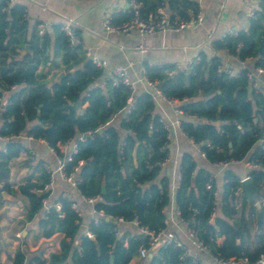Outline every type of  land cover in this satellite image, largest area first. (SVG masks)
I'll list each match as a JSON object with an SVG mask.
<instances>
[{
  "label": "trees",
  "instance_id": "16d2710c",
  "mask_svg": "<svg viewBox=\"0 0 264 264\" xmlns=\"http://www.w3.org/2000/svg\"><path fill=\"white\" fill-rule=\"evenodd\" d=\"M136 1L146 16L155 13L163 0ZM197 8L198 4L187 1L181 17H186L188 9ZM128 19L129 15H121L113 24ZM249 19L246 32L226 35L213 42L212 49L223 51L241 63L252 61L251 69L244 68L237 76L225 74L218 70L221 64L218 57L200 52L199 63L188 72H176L169 67H146L145 71L149 80H157L164 96L184 102L179 129L204 153L206 163L258 166L249 168L246 177L261 191L264 190V94L253 88L250 75H254L256 68H264V52H259L264 42V0ZM39 25H30L22 3L0 0V137L9 139L0 148V203L3 193L14 194L9 185V164L24 149L21 135L35 142L44 141L56 157L63 159L66 175H75L76 169L80 170L76 190L85 199H96L94 211L103 217L121 218L128 225H112L100 219L81 231V218L72 208L73 202L58 196L48 212L37 217L34 238L48 239L60 233L61 251L51 254L48 261L35 254L28 264H129L140 247L149 249L147 239L137 235L136 230L157 232L165 227L163 210L170 202V179L161 175L156 163L168 158L167 132L149 94L133 92L124 86L113 87L109 78L101 86L103 70L92 64L76 41L70 43L61 24L51 26L41 35ZM25 45L29 46V53L21 56ZM61 67L64 76L58 82H48L49 72ZM169 72L175 73L169 77ZM129 97L134 100V108L125 119L121 118L118 126H110L109 122L124 110ZM77 133L84 136L83 141L76 139ZM70 142L76 148L67 159L60 147ZM178 168L180 180L173 201L186 227L196 233L212 256L224 260L245 257L250 263L255 262L264 252V230L260 229L257 236L260 245L256 249L249 251L243 241L237 243L236 233L239 237L241 227L248 229L250 225L243 218L241 225L231 220L236 214V201L241 200L242 209L247 206L243 193L241 198L234 195L237 190L242 191L236 172L229 168L221 172V217L212 218L216 188L210 173L199 168L188 153L180 156ZM42 173L41 184L28 178L18 187L20 195L28 201L29 222L48 199V191L36 192L50 182V174ZM251 211L255 212V208ZM254 216L256 222L258 218ZM117 229L121 231L119 237ZM86 232L92 237H86ZM218 238H223L221 243ZM151 254V258L138 264H191L189 258L179 260L184 250L173 245ZM10 261L25 264V256L17 251Z\"/></svg>",
  "mask_w": 264,
  "mask_h": 264
},
{
  "label": "crops",
  "instance_id": "0c3cea01",
  "mask_svg": "<svg viewBox=\"0 0 264 264\" xmlns=\"http://www.w3.org/2000/svg\"><path fill=\"white\" fill-rule=\"evenodd\" d=\"M17 1L26 6V18L30 21V25L40 24L38 29H50L53 25L62 24L66 19L73 21L72 27L76 33L75 41L76 44H79L82 53L86 57L87 54H90L106 62V67L102 69L103 75L99 82L101 86H104V82L110 77V72L114 68H122L126 77L133 82L136 92H143L146 89L143 82L146 67H169L176 72H188L184 65L185 61L194 59L200 52H204L209 57H218L221 68L228 69L233 76L244 68L251 69L253 67L252 61L241 63L223 51L215 52L212 49V43L221 40L226 35L246 32L249 28L250 20L248 13L257 11L262 0H205L200 4V10L203 15V22L200 25L179 33H154L147 36H140L135 32L114 35L105 32L103 29L104 21L110 20L113 24V21H117L121 18V15H125L123 12L128 9L127 0ZM187 1L191 0H163L158 10H162L172 19H181V12L183 11L181 9L186 6ZM56 71L52 69L49 72L47 75L48 82ZM60 73H64V71H58L54 82H56V77ZM251 84L255 90L264 94V75L254 77ZM160 106L165 114L169 116V119L174 118L167 106H164V104H160ZM85 107L86 105H83L82 109H85ZM156 111L158 116L163 118L159 109L156 108ZM122 116L123 111L113 117L109 125L118 126ZM21 139L24 140V149L20 152L19 157L12 160L9 164V185L13 189L14 194L10 196V200H3L0 203V264H11L10 260L13 259L17 251H21L24 254L25 264H28L31 257L35 255L33 253L41 255L46 261L49 260L51 254L60 253L59 244L63 239L62 234L56 233L48 239H34L37 217L44 215L45 210L49 208L58 196L68 197L75 204L76 211L81 218V231H85L90 222L99 221L103 217L101 213L94 211L93 204L90 205L84 201L72 184L60 178L57 173L56 158L44 143ZM5 143V141H0V148H3ZM73 144L74 142H70L63 147L67 151L66 157L71 153ZM167 150L168 164L162 169L161 175L169 176L170 198L174 199V192L177 187L176 181L180 156L183 153H188L194 157L199 168H203L210 173L211 180L215 184L216 194L220 199L223 185L221 172L224 170L206 163L199 154L198 146L194 145L190 139L182 134L179 127L174 128L170 132ZM29 151L31 155L28 153ZM133 165L136 166L135 160ZM228 168L236 172L241 180L246 178L247 170L249 169L244 163H234ZM42 171L50 174V182L46 185L48 186L47 190L49 189L48 199L44 202L41 212L32 219V221H35V227L31 226L32 221L29 222L26 219L23 228L25 231L20 232V235H24L26 238L29 236L28 241H32L31 245L27 246V242H25L23 252L20 248H17L16 242L10 240L13 245H16L13 248V252L10 253L6 249L10 245L4 242L1 235L2 229H6L8 226L16 229L15 220L27 218L29 208L28 201L20 195L18 187L28 178L33 183L41 184ZM79 171V169H76L75 178H77ZM245 197L247 206L242 209L241 200L236 201L234 204L236 214L231 220L239 224L243 218L250 225L248 229L241 227L242 230L237 240L239 243L243 241L246 248L251 251L260 245L256 242L258 241L256 239L257 235H254V232L251 233L252 223L250 224V221H255V214L259 220L258 210L255 207V204H259L260 219L263 216L261 224L264 222V192L258 190L254 194L253 200H249L246 195ZM260 198L263 199L260 200ZM251 208H255V212H252ZM220 212L219 205L214 217H221ZM14 214L16 216H13ZM258 220H256V227L260 230L261 224L258 227ZM17 223L21 222L18 221ZM262 229L264 230V227ZM170 230L172 229L170 228ZM177 231L175 230L173 233L177 235ZM3 234L5 235L6 233ZM14 235H11V237ZM55 239L56 242H54ZM222 240L223 238H218L217 242L221 243ZM136 260L141 261L138 258H133L129 264H135Z\"/></svg>",
  "mask_w": 264,
  "mask_h": 264
},
{
  "label": "built area",
  "instance_id": "2783aa9c",
  "mask_svg": "<svg viewBox=\"0 0 264 264\" xmlns=\"http://www.w3.org/2000/svg\"><path fill=\"white\" fill-rule=\"evenodd\" d=\"M198 4V8L196 10L188 9L186 11V17L181 19H172L164 13L162 10H157L155 13L147 14L146 16L142 15V6L136 1V0H127L128 9L124 11V14L129 15V19L121 24L114 25L111 23L110 20H106L103 22V29L105 32L109 34L114 35H122L126 33L135 32L140 36H147L152 35L154 33H179L182 31L193 29L194 27L200 25L203 22V15L200 10V4L205 0H191ZM254 11H250L248 13L249 18L253 17ZM73 21L66 19L65 22L61 24L62 31L64 35L69 39L71 44L75 43V36H74V30L72 27ZM38 34L41 35L44 30L38 29ZM235 35V33L230 34ZM87 57L90 59L93 65H95L98 68H105L106 62L91 56L90 54H87ZM200 61V58L196 56L194 59L186 60L184 65L187 69V71L191 70L194 66H196ZM153 67V66H149ZM219 72H223L225 74L232 75L231 72L226 68H221V66L218 67ZM173 72L167 73L169 77L173 76ZM264 74V68L258 67L255 69L254 75H250V78L253 79L256 76H260ZM238 74L234 75L237 76ZM233 76V75H232ZM109 80L111 81V85L113 87L118 86H124L126 88L131 89L133 92L135 91V87L133 82H131L125 74L124 69L122 68H114L110 72ZM143 82L145 86L144 92L149 94L154 103L155 107L159 109V112L162 113L163 118L159 117L160 122L163 125V128L167 132V139L170 138V132L180 126L181 119L184 117V112L181 108V105L184 104V102H179L177 100L168 98L162 94L160 89L158 88V82L157 80H149L146 77V71H144L143 75ZM160 104H164V106H167L171 114L173 115V119H169V116L165 114V112L161 109ZM134 108V100L132 97H129L126 100V107L123 110V116L122 118L125 119L126 116L131 112V110ZM2 110V108L0 109ZM21 138L26 140H32L31 138H26L24 135H21ZM8 138H1L0 141L7 142ZM79 141L84 140V136H79L77 138ZM41 143H44L46 146L47 144L44 141H39ZM205 147H209V144H204ZM65 147V146H64ZM73 149L71 153H75V144H73ZM48 150L54 154L56 158V166H57V173L59 174L60 178L75 186L77 182L79 181L78 178H73L71 175H66L64 173L65 163L63 159L56 157L53 149L49 148L47 146ZM62 150V146L60 147ZM64 150V149H63ZM31 155V152H28ZM200 156L205 160L204 153L201 152L199 149ZM70 156L67 157L69 159ZM168 164V158L162 162L156 163V166L163 169ZM231 164L234 163H226V162H218L213 164L216 168L220 170L227 169ZM250 169H258V166H250ZM248 177L242 179L240 182L242 183L243 180L247 179ZM180 180L179 176V168H178V174H177V186ZM48 186H45L43 190H36L38 194H42L43 192L48 191ZM177 188V187H176ZM241 193L239 190H237L234 195L236 197H240ZM83 198V197H82ZM84 201L89 203L90 205L94 204L96 199H85ZM45 202V201H44ZM220 205V199L218 198L217 194H214V201H213V211L211 217L213 218L216 213V209ZM72 208L76 211L75 204H72ZM48 212V209L45 210V214ZM77 212V211H76ZM195 212V211H194ZM196 213V212H195ZM164 214V225L165 227L163 229H160L157 232L148 231L145 229H137L136 234L144 237L147 239V242L149 243V249L140 247L137 252V257L139 260L143 261L146 258H148V255L152 253V251H157L158 249L165 248L167 246H175L177 248H181L184 250V254L179 258V260H182L184 258H189L191 260V264H264V252L259 254L257 260L253 263H250L247 258L243 257L240 259H229L224 260L222 258H218L216 256H212L209 252V250L202 245L201 242L198 241L196 238V233L188 229L186 227V224L183 220V218L180 216V212L178 208L175 206L173 198H170V202L166 209L163 210ZM79 215V214H78ZM108 217V216H107ZM112 220H115L118 225H128L125 223L121 218H112L109 217ZM97 223V221H95ZM133 226H136V223H132ZM170 228L172 230H170ZM175 230L177 231V235H175L173 232ZM120 235V231L117 229L116 236ZM85 236L88 238H91V234L89 232L85 233Z\"/></svg>",
  "mask_w": 264,
  "mask_h": 264
},
{
  "label": "rangeland",
  "instance_id": "374dc122",
  "mask_svg": "<svg viewBox=\"0 0 264 264\" xmlns=\"http://www.w3.org/2000/svg\"><path fill=\"white\" fill-rule=\"evenodd\" d=\"M43 70H45V69H43ZM61 70H63L62 68L60 69V70H57L56 71V73H54L55 75L54 76H52L51 77V79L49 80V82L50 81H54V78H55V76L57 75V73H58V71H61ZM64 146H62V148H63ZM63 150V149H62ZM63 154L64 155H66L67 154V151H66V149H64L63 150ZM82 164V163H81ZM162 170V169H161ZM73 178H75L74 177V175H71ZM14 177V176H13ZM70 184V183H69ZM74 188L76 189V185L74 186ZM49 190V189H48ZM77 191V190H76ZM260 192H264V190H261ZM261 199H263V198H260V200ZM10 200V199H9ZM12 200V199H11ZM261 202V201H260ZM13 216H16L15 214L13 215ZM17 216H18V214H17ZM26 220V218H23L22 220L21 219H19V220H15V223H16V229L14 228V227H11V226H8V228H6V229H2V231L3 232H1V235L3 236V240H4V242H6V244H9L10 246H7V250L10 252V253H12L13 252V248L16 246V245H13L12 244V242L11 241H14V242H16V244H17V248H20L23 252H24V243L25 242H27V246H29V245H31V242L30 241H28V238H29V236L26 238L24 235H20L21 233L20 232H23V231H25V229H23L24 228V221ZM18 221H20L21 223H17ZM34 220L31 222V226L32 227H35V224H34ZM257 222H252V226H251V233H253L254 232V235H259L261 232H260V230H258L257 229ZM264 227V222H262V224H261V227H260V229H262ZM120 230H122V229H120ZM3 233H6L5 235L3 234ZM247 233V232H246ZM15 234V235H14ZM11 235H14L13 237H11ZM19 235V236H18ZM119 236H121V231H120V235ZM8 237H11V238H8ZM52 237V236H51ZM13 239V240H12ZM35 239V238H34ZM253 239V238H252ZM256 239H257V237H256ZM11 240V241H10ZM30 240H31V238H30ZM253 240H255V239H253ZM39 242V241H38ZM54 242H56V239L54 240ZM256 242H258V241H256ZM251 243H252V240H251ZM258 244H259V242H258ZM152 252H155V251H152ZM33 254H36V253H33ZM32 254V255H33ZM138 263H140V261H138V260H136V262H135V264H138Z\"/></svg>",
  "mask_w": 264,
  "mask_h": 264
},
{
  "label": "water",
  "instance_id": "95a60500",
  "mask_svg": "<svg viewBox=\"0 0 264 264\" xmlns=\"http://www.w3.org/2000/svg\"><path fill=\"white\" fill-rule=\"evenodd\" d=\"M260 54H262L264 52V42L262 43L261 45V48H260ZM27 53H29V46L28 45H25L23 50L20 52V55L21 56H24L26 55ZM64 76V73H60L57 77H56V82H58L62 77ZM187 78V75L185 76ZM79 106V103L76 105V108ZM99 133H101V130L99 131ZM79 134L77 133L75 135L76 139L79 138ZM241 190L242 192L248 197L249 200H253L254 199V194L258 191L257 187L254 186L251 182V180L249 178L245 179L242 181L241 183ZM102 193H104V185H102ZM3 196V200H9L10 199V196L3 193L2 194ZM255 207L257 208L258 210V216H259V220H258V227L260 226L261 224V219H260V206L259 204H255ZM101 219H103L105 222L107 223H110L112 225H116L117 222L115 220H112L110 219L109 217H101ZM236 236L238 237V234L236 233ZM237 243H239V241L237 240ZM152 257V254H149L148 255V258H151ZM113 261V258L110 257V263H112Z\"/></svg>",
  "mask_w": 264,
  "mask_h": 264
}]
</instances>
